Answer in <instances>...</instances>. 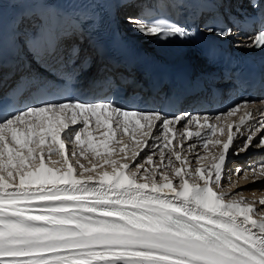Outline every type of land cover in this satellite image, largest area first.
I'll use <instances>...</instances> for the list:
<instances>
[{
    "label": "snow or ice",
    "instance_id": "snow-or-ice-1",
    "mask_svg": "<svg viewBox=\"0 0 264 264\" xmlns=\"http://www.w3.org/2000/svg\"><path fill=\"white\" fill-rule=\"evenodd\" d=\"M135 27L161 38L188 35L169 24L137 20ZM220 35H232L231 28ZM247 46L264 48V30ZM242 108L238 124L227 120ZM257 111L264 116L244 101L215 117H168L112 99H41L8 111L0 97V264H264V196L249 201L242 191H224L234 187L233 175L247 179L251 172L253 183L264 179V163L234 172L228 167L233 154L264 146V136L253 143L264 120L239 148L235 143L240 137L233 127L244 135L241 128ZM193 124L210 135L193 133ZM176 125L184 139L200 137L204 149L222 146L218 157L209 152L210 166L200 163L208 156L182 157L183 143L173 145ZM217 133L226 140L214 139ZM123 136L152 153L133 151L129 161ZM73 143L79 157L91 153L102 162L74 164ZM157 152L159 163L153 160ZM106 166L111 171H97Z\"/></svg>",
    "mask_w": 264,
    "mask_h": 264
},
{
    "label": "bare ground",
    "instance_id": "bare-ground-1",
    "mask_svg": "<svg viewBox=\"0 0 264 264\" xmlns=\"http://www.w3.org/2000/svg\"><path fill=\"white\" fill-rule=\"evenodd\" d=\"M26 1H28V0H26ZM107 2H110L111 0H106ZM131 3V2H130ZM129 3V4H130ZM126 3L125 2H121L120 4H119V6H121V8H122V11H124V12H126L125 10H124V8L126 7ZM17 7H19V9L22 11V13H23V15H22V17H27L26 15H25V13H26V11H27V9H26V4L24 3H18L17 4ZM132 20H135V19H132ZM26 24H29L27 21H26ZM134 26V25H133ZM32 26H29V28H31ZM150 41H151V39H150ZM64 42V40H61L60 39V43H63ZM6 79V78H5ZM7 79H9L8 77H7ZM6 79V80H7ZM252 106V105H251ZM255 106H257V104H255ZM182 114H184V111H180L179 113H177L176 115H174V116H178V115H182ZM173 116V117H174ZM227 120H228V117H227ZM221 125H224L225 124V118L224 117H222V122L220 123ZM190 127H192L193 129H192V131H193V133L196 131V126H194V124L193 125H190ZM180 129V125H176L175 127H174V132H176V135H177V137L180 135V131H178ZM260 132L262 133V132H264V128H262L261 130H260ZM202 134H206L207 132H201ZM95 135H97L98 137H99V135H100V132H96L95 133ZM120 135H122V134H118V138L120 137ZM169 136H170V138H171V136H172V134H169ZM217 138H219V139H221V140H226V135H221L220 133H217V136H216ZM216 137H213L214 139L216 138ZM139 138V137H138ZM144 139H147V138H144ZM184 139V138H183ZM123 140H124V143H126V144H128V150H127V152H128V157H129V161H130V158H131V155H132V152L133 151H141L142 149H144V148H146L145 146H144V144L143 143H141L140 145H137L134 141H132L130 138H129V136H123ZM254 140H255V138H254ZM190 141V140H189ZM192 142V144L193 143H195V145L197 146V148H200V149H202V145H203V141L201 140V138L200 137H197V136H195V135H193V141H191ZM111 146H113V147H116L117 149L120 147V145H116V144H113V145H111ZM144 146V147H143ZM71 148L73 149V150H75V151H77V157H75V158H73V163L75 164V160L76 159H79L80 160V163H82V164H84L86 167H90V164H89V160H92V162L93 163H101L102 161H100V160H96V159H93L92 158V154L91 153H88V159H84V158H82V157H79V147L77 146V145H75V143H73L72 144V146H71ZM214 148H216V150L215 151H212V150H210V149H208L205 153H204V156H208L209 157V160L210 161H212L211 160V156L209 155V152H211V153H214L217 157H218V155H219V151H221V149H222V146H219V147H214ZM199 149V150H200ZM178 150H180L179 148H178ZM203 150V149H202ZM201 150V151H202ZM182 153H183V151H182ZM123 154H119V155H117V156H114V158H120V156H122ZM236 155V154H235ZM183 156H185V154L183 153L182 154V157ZM245 157V156H244ZM54 160H60L61 159V157L59 156V155H55V156H53L52 157ZM248 159V160H247ZM260 159V160H259ZM264 160V152H262V151H255V152H253V154H250V155H247L246 157H245V159L243 158L241 161H239V162H235L233 159H231L230 160V162H229V165H228V167H229V170L231 169V168H234V166L235 165H237V164H239L240 163V165L241 164H248V165H250V164H256L255 162H258V161H263ZM206 160H208V159H206ZM129 161H125V162H129ZM158 163H159V158H158ZM205 160H203V161H201V162H204ZM212 163H213V161H212ZM177 165H178V163H177ZM50 167H60L61 165L60 164H56V165H49ZM76 166V168H77V172H79V166L78 165H75ZM237 168V167H236ZM102 170H108V171H111V168H109V167H107L106 166V168L105 169H97V171H102ZM171 171V170H170ZM86 174H93V175H95V173H86ZM234 176V178L232 179L233 181H234V186L236 185V184H242V183H244V182H246L248 179H251V177L253 176V174H249L248 173V178L247 179H242L240 176H236V175H233ZM174 183H175V181H174ZM232 187H226L225 189H224V191H226V190H228V189H231ZM248 188V187H247ZM232 190H234V189H232ZM249 190V189H248ZM241 191V190H240ZM244 193V192H243ZM253 193H255V196H253ZM246 194L248 195V200L249 201H252V200H256V201H258L262 196H264V183L263 184H261V185H256V188L254 187V189H253V191H247L246 192ZM247 197V196H246ZM258 207H260L259 205H257Z\"/></svg>",
    "mask_w": 264,
    "mask_h": 264
},
{
    "label": "rangeland",
    "instance_id": "rangeland-1",
    "mask_svg": "<svg viewBox=\"0 0 264 264\" xmlns=\"http://www.w3.org/2000/svg\"><path fill=\"white\" fill-rule=\"evenodd\" d=\"M182 138H184L182 135H181V133H180V135L177 137V135H175V137H174V139H173V145H176V146H179L181 143H183V149H182V151H183V153L185 154V156H187L188 157V159H189V161H193L194 160V157L196 156V155H200V156H204V153L208 150V149H204L203 147H202V149H200V148H197V146L195 147V148H190L189 147V145L190 144H192V142L191 141H193V137L191 138V140L189 141V140H187V139H185V140H182ZM182 141H181V140ZM72 146V145H71ZM144 147V146H143ZM178 148L179 147H177V150H178ZM200 149V150H199ZM209 149H210V146H209ZM251 149H253V148H251ZM202 150V151H201ZM152 149L151 148H144V149H142L141 150V155H143L144 154V152H147V153H149V154H151L152 153ZM182 153V154H183ZM253 154V153H252ZM250 155V154H249ZM241 156H239V154L238 155H235V154H233L231 157H230V160L231 159H233V160H235V159H239ZM246 157V156H245ZM245 157H244V159H245ZM158 158H159V153L157 152L154 156H153V160L155 161V162H157L158 163ZM173 159H174V157H173ZM248 160V159H247ZM203 161V160H202ZM178 163V162H177ZM200 163H203L204 165H206V166H210L211 165V163H212V161H210L209 160V157H208V160H205L204 162H201L200 161ZM198 166V165H197ZM147 167H151V166H147ZM241 168V167H243V165H235L234 166V168H231L230 169V171H232V172H234L235 171V168ZM253 166H250L249 168H252ZM161 168H162V166H161ZM236 168V169H237ZM242 169V168H241ZM170 170L171 169H169V172H170ZM251 172H249V174H250ZM251 174H253V173H251ZM234 178V176H232V179ZM252 179H253V176L251 177V179H248L246 182H244V183H242V184H236L234 187H232L231 189H228V190H226V191H236V190H241L242 192H244L243 193V196H244V198L245 199H247L248 198V195L246 194V192L247 191H253V189H254V187L256 188V185H261V184H263L264 183V181H262V182H259V180L257 179V181L255 182V183H253L252 182ZM224 183H225V185H227V183H228V181H227V179H225L224 181H223ZM248 187V188H247ZM226 188V187H225ZM232 189H234V190H232ZM249 189V190H248ZM247 196V197H246ZM237 199H239V197H237ZM248 200V199H247Z\"/></svg>",
    "mask_w": 264,
    "mask_h": 264
}]
</instances>
